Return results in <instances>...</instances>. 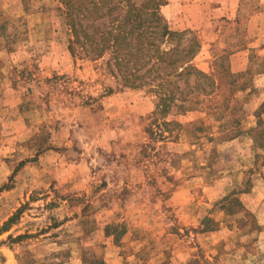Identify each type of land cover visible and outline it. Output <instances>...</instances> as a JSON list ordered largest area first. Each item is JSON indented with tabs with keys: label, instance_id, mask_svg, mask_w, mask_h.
<instances>
[{
	"label": "rangeland",
	"instance_id": "1",
	"mask_svg": "<svg viewBox=\"0 0 264 264\" xmlns=\"http://www.w3.org/2000/svg\"><path fill=\"white\" fill-rule=\"evenodd\" d=\"M220 1L165 112L61 0H0V264H264V0Z\"/></svg>",
	"mask_w": 264,
	"mask_h": 264
},
{
	"label": "trees",
	"instance_id": "2",
	"mask_svg": "<svg viewBox=\"0 0 264 264\" xmlns=\"http://www.w3.org/2000/svg\"><path fill=\"white\" fill-rule=\"evenodd\" d=\"M61 1L71 27L72 55L99 58L109 53L112 72L127 87L139 88L157 81L160 111L166 112L184 98V90L176 79H170L171 75L187 78L194 75L197 79L210 76L192 62L201 48L196 33L191 29H172L163 15L162 7L169 0ZM174 39H177L174 47L168 50L162 47ZM194 90L197 89H190L189 93ZM263 111L264 101L256 114L258 125L263 123L260 116ZM3 228H8V224ZM90 264L105 262L96 257Z\"/></svg>",
	"mask_w": 264,
	"mask_h": 264
},
{
	"label": "crops",
	"instance_id": "3",
	"mask_svg": "<svg viewBox=\"0 0 264 264\" xmlns=\"http://www.w3.org/2000/svg\"><path fill=\"white\" fill-rule=\"evenodd\" d=\"M222 2L220 0H193L192 2L190 0H169V3L164 6V12L176 29H207L211 25L207 21L215 17L219 11H227L228 7L223 8ZM178 21L180 25L177 26Z\"/></svg>",
	"mask_w": 264,
	"mask_h": 264
}]
</instances>
